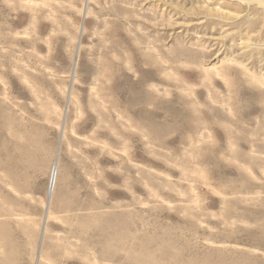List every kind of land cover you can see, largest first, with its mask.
I'll use <instances>...</instances> for the list:
<instances>
[{
    "label": "rangeland",
    "instance_id": "374dc122",
    "mask_svg": "<svg viewBox=\"0 0 264 264\" xmlns=\"http://www.w3.org/2000/svg\"><path fill=\"white\" fill-rule=\"evenodd\" d=\"M0 264H264V5L0 0Z\"/></svg>",
    "mask_w": 264,
    "mask_h": 264
},
{
    "label": "bare ground",
    "instance_id": "6f19581e",
    "mask_svg": "<svg viewBox=\"0 0 264 264\" xmlns=\"http://www.w3.org/2000/svg\"><path fill=\"white\" fill-rule=\"evenodd\" d=\"M259 3L263 4L264 5V0H258ZM84 31V27L81 28V33ZM78 65V54L76 55L75 59H74V68L77 67ZM213 67V66H212ZM73 94L69 93L68 95V98H71ZM73 98V97H72ZM69 101V100H68ZM68 108V107H67ZM67 112V111H66ZM65 119V118H64ZM64 131V130H63ZM66 132V131H65ZM63 137V136H62ZM57 162V160H56ZM55 162V163H56ZM51 180H52V183L50 185V188H49V192H48V199H47V204H49L51 202V199H52V195L54 193V189H55V184H56V179H57V168H56V165L52 168V171H51ZM47 208H48V205H47ZM46 218L49 217V213L48 211L46 212Z\"/></svg>",
    "mask_w": 264,
    "mask_h": 264
}]
</instances>
